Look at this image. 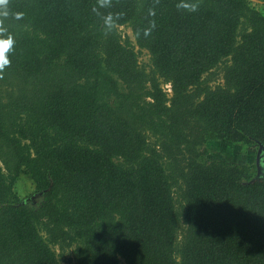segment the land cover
Wrapping results in <instances>:
<instances>
[{
    "label": "trees",
    "instance_id": "16d2710c",
    "mask_svg": "<svg viewBox=\"0 0 264 264\" xmlns=\"http://www.w3.org/2000/svg\"><path fill=\"white\" fill-rule=\"evenodd\" d=\"M9 36L0 264H60L53 247L70 250L67 264H264V11L4 0ZM208 135L253 154L205 160ZM23 169L34 199L14 190Z\"/></svg>",
    "mask_w": 264,
    "mask_h": 264
},
{
    "label": "rangeland",
    "instance_id": "374dc122",
    "mask_svg": "<svg viewBox=\"0 0 264 264\" xmlns=\"http://www.w3.org/2000/svg\"><path fill=\"white\" fill-rule=\"evenodd\" d=\"M250 4L254 6L255 8L264 11V0H250ZM119 31L123 35H128L131 40H133V36L131 33V30L129 26H120ZM138 61L140 64H147L149 62V55L145 50H141L138 53ZM207 77V75L205 76ZM210 85H216L222 83V70L221 67H216L210 75ZM164 87V86H163ZM149 141H153L152 137H149ZM223 142H220L214 138L213 135H208V140L205 143L203 147L200 148V154L202 155L203 159L205 160H212V159H221V158H237L238 161L245 158L248 154H253L252 149L246 147L242 148L235 147L228 145V148L226 145L222 144ZM261 152V151H260ZM257 151V153H260ZM244 156V157H243ZM243 157V158H242ZM261 165V166H260ZM259 165V173L262 171L264 172V163L261 162ZM34 184L30 180V177L26 170H22L16 183L14 184V190L20 193L22 196H26L30 199H34V197L37 195L36 193H33ZM53 250L55 251L57 258L59 259L60 264H67V260L70 257V250H65L62 254H60V250L56 247H53ZM119 264H125L124 262H120Z\"/></svg>",
    "mask_w": 264,
    "mask_h": 264
},
{
    "label": "clouds",
    "instance_id": "9594fccd",
    "mask_svg": "<svg viewBox=\"0 0 264 264\" xmlns=\"http://www.w3.org/2000/svg\"><path fill=\"white\" fill-rule=\"evenodd\" d=\"M3 2L4 0H0V3ZM193 10H195L194 7ZM12 43L13 40L11 36L5 40H0V69H3V67L9 63L8 59L5 57V52L10 49Z\"/></svg>",
    "mask_w": 264,
    "mask_h": 264
},
{
    "label": "water",
    "instance_id": "95a60500",
    "mask_svg": "<svg viewBox=\"0 0 264 264\" xmlns=\"http://www.w3.org/2000/svg\"><path fill=\"white\" fill-rule=\"evenodd\" d=\"M264 150V147L262 145H259L258 147V152ZM259 158V154L257 155V159ZM262 161L264 162V153H263V157H262ZM36 197V196H35Z\"/></svg>",
    "mask_w": 264,
    "mask_h": 264
},
{
    "label": "built area",
    "instance_id": "2783aa9c",
    "mask_svg": "<svg viewBox=\"0 0 264 264\" xmlns=\"http://www.w3.org/2000/svg\"><path fill=\"white\" fill-rule=\"evenodd\" d=\"M164 89H165L168 93H170V91H171V89H170V85H169L168 83L164 85Z\"/></svg>",
    "mask_w": 264,
    "mask_h": 264
}]
</instances>
